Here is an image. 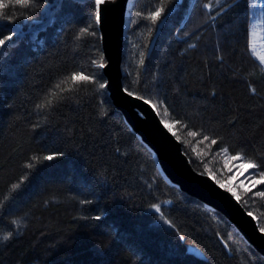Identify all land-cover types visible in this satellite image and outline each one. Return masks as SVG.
<instances>
[{
    "label": "trees",
    "instance_id": "16d2710c",
    "mask_svg": "<svg viewBox=\"0 0 264 264\" xmlns=\"http://www.w3.org/2000/svg\"><path fill=\"white\" fill-rule=\"evenodd\" d=\"M34 5L14 9L15 23L0 21L3 35L21 31L0 47V264H264L220 214L167 181L108 88L99 89L107 80L91 63H106L95 0ZM161 6L156 23L145 18ZM250 25L245 0H134L122 72L124 88L156 103L162 120L180 121L174 130L198 174L236 177L240 203L261 228L258 170L240 172L244 161L225 168L211 144L264 158V75L248 47ZM72 71L95 74L96 84L67 80Z\"/></svg>",
    "mask_w": 264,
    "mask_h": 264
},
{
    "label": "water",
    "instance_id": "95a60500",
    "mask_svg": "<svg viewBox=\"0 0 264 264\" xmlns=\"http://www.w3.org/2000/svg\"><path fill=\"white\" fill-rule=\"evenodd\" d=\"M134 0H111L102 5L99 23L101 44L107 68L103 69L110 97L127 126L157 161L167 181L209 210L220 214L249 246L264 258V236L254 216L209 176L198 174L183 153L182 144L163 125L161 117L142 101L126 97L122 64L128 32V18ZM14 33L18 28L11 27Z\"/></svg>",
    "mask_w": 264,
    "mask_h": 264
},
{
    "label": "snow or ice",
    "instance_id": "6c2138e0",
    "mask_svg": "<svg viewBox=\"0 0 264 264\" xmlns=\"http://www.w3.org/2000/svg\"><path fill=\"white\" fill-rule=\"evenodd\" d=\"M107 2H111V0H95V21L96 23H102V5H105ZM34 0H0V21L5 22L6 24H12L15 23V20L17 19V15L16 12L13 11L14 9H23V10H27L30 9L32 7H34ZM232 5H229V7H231ZM208 13H212L213 12V7L211 2L209 3H205L203 6ZM245 7H246V11L247 14L249 16L250 19H254L257 17V15L259 16L260 19V23L261 25H264V0H245ZM164 9L163 7H157L155 9V11L149 12L147 17H145L147 20L151 21L152 23H156L160 17L161 14L163 13ZM227 11L226 9H220V10H216L214 15H211V19L213 22L216 21L217 17H220L223 15V13ZM137 16H140L141 13L137 12L136 13ZM24 19H31V17L29 16H23ZM88 30L86 28H81L80 32H87ZM94 35V33H92ZM14 35V31H9L7 35H3L2 33H0V36H2V38H0V47H3L6 43V41L11 40L12 37ZM255 35L254 32L249 31L247 33L248 36V47L250 48V50L255 53L256 52V46L255 43L252 39V37ZM190 47H196V45H190ZM261 47L264 48V44H261ZM216 59L218 61H220L221 63L224 60L223 55H217ZM257 60L259 61V71L262 75H264V53H261L260 55L257 56ZM92 65L98 67L99 69H105L107 68V64L104 62H97L96 60H92ZM141 63L143 64V61H141ZM251 75V74H250ZM67 80H70L74 83L77 84H83V85H94L96 84V76L95 74H87L83 71H72L67 77ZM56 87H59V85H57ZM99 89H107L108 85L105 83H99L98 85ZM249 91L250 94L252 96H256L257 93V89L255 86L252 85V83H249ZM124 95L126 97H131L134 98L137 101H142L144 105H148L149 107H151L154 111L157 109L158 105L156 103H153L151 100L144 98L143 96L137 95L134 92H132L131 90L125 88L123 89ZM213 95H215V93H213ZM48 104H51V100L47 101ZM45 105L43 104H38L37 107L41 108L44 107ZM165 115H168V111H165ZM163 125V128L167 130L168 133H170L173 137H175L177 140H179V136L177 135V132L174 130V125L176 123H180V121L176 120L173 122H169L168 120H162L160 122ZM190 136H196L197 133L195 131H191L188 133ZM204 140H209L210 137L205 135L203 137ZM211 144L213 145H217L218 147H220V150L224 153L226 160H225V168L229 167L228 162L229 161H244L243 163H239L237 165V168L240 172H243L244 169H252V170H258L256 172L255 177H253L251 179V185L254 188L256 185H264V158L261 159L260 162H257L256 159H247L245 160L244 156L237 152L236 154H232L229 155V149L228 148H224L221 145L218 144V141L214 138L211 139ZM117 151L119 152V149H117ZM59 156H63V153H59ZM44 160H53L54 157L52 155H48L43 157ZM26 167H31V165H26ZM229 171H231V169L229 168ZM215 180V177H212ZM236 179V177L234 176H229L228 181L222 182L219 180H216L215 182L219 185V187L221 189H223L225 192L229 193L231 195V197H234L236 199L237 202L241 201V196L238 194L236 188H234L232 186V181ZM14 187H16L14 185ZM241 187L244 188L245 192H250L251 188L249 187H245L244 185H241ZM259 195L261 197H264V191H260ZM92 201L88 200V199H83L80 201V204L82 205H88L91 204ZM153 208H155V210L157 212H160V208L156 205H153ZM249 216H252L253 214L251 212L248 213ZM255 218V217H253ZM92 219L96 220V221H100L102 219V217L100 215H96L94 217H92ZM13 224L17 223L16 221H12ZM165 223H169L168 221H165ZM171 226V225H170ZM261 236H264V227H261L259 229ZM11 237V233H9L8 235L4 236V240H9ZM181 239H184V237H181ZM225 247L227 248L228 246L225 245Z\"/></svg>",
    "mask_w": 264,
    "mask_h": 264
},
{
    "label": "rangeland",
    "instance_id": "374dc122",
    "mask_svg": "<svg viewBox=\"0 0 264 264\" xmlns=\"http://www.w3.org/2000/svg\"><path fill=\"white\" fill-rule=\"evenodd\" d=\"M20 30V29H19ZM250 31L254 32L255 35L252 37L255 46H256V52L252 53V55L257 58L258 55H260L261 53H264V48L261 47V44H264V38H263V25H261L260 23V19L259 16L257 15L256 18L251 19V25H250ZM156 112L158 113V115L160 116L159 112L156 110ZM161 117V116H160ZM162 119V118H161ZM243 183V182H241ZM240 184V183H239ZM245 187H248L246 185H244ZM236 187V185H235ZM242 191H244V188L242 187ZM245 192V191H244ZM198 200V199H197ZM199 201V200H198ZM254 216V215H253ZM255 217V216H254ZM224 218V217H223ZM225 219V218H224ZM256 219V217H255ZM226 220V219H225ZM257 220V219H256ZM227 221V220H226ZM258 222V221H257ZM259 224V223H258ZM260 227V226H259Z\"/></svg>",
    "mask_w": 264,
    "mask_h": 264
}]
</instances>
